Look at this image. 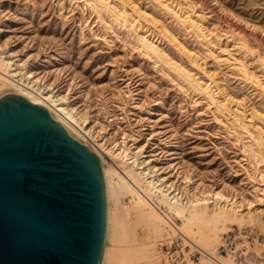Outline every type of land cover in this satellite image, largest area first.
Masks as SVG:
<instances>
[{
  "label": "bare ground",
  "instance_id": "bare-ground-1",
  "mask_svg": "<svg viewBox=\"0 0 264 264\" xmlns=\"http://www.w3.org/2000/svg\"><path fill=\"white\" fill-rule=\"evenodd\" d=\"M81 1L86 10L97 14V19L104 23L105 38L110 31L114 32L186 92L204 98L220 118L227 119L237 142L241 143L246 163L257 177L254 187L264 202V25L254 14L260 11L257 8L261 4L250 0L246 2V11L236 14L222 0H212L222 13L232 17V24L226 27L213 22L203 0H146L153 9L147 3L145 6L143 0ZM2 27L0 32L10 25ZM179 29L185 31L184 35L186 32L191 35L196 46L187 45ZM2 37L0 34V91L18 93L45 106L74 138L101 157L109 209L103 264H245L241 256L251 264L254 257L261 258L264 244L255 240L254 247L245 238L235 248L228 244L225 235L233 225H258L264 231L263 211L251 205L247 207L224 191L203 189L176 162L173 151L163 155L168 165L159 166L157 155H146V145L139 146L135 135L127 136L124 132L121 141L116 137L112 141H104L105 138L100 141L96 133L103 126L96 132V125H91L90 112L78 106L82 96L76 95L72 100L73 88L69 83L65 94L57 89L63 82L55 87V82L42 84L43 78L36 74L30 57L21 58L22 52L15 50L11 39L2 43ZM164 39L188 63L182 57L176 60L171 56L163 46ZM227 69L243 79V83L250 84L262 101L248 98L250 93L243 97L231 93L225 75L221 74ZM129 93L136 99L133 91ZM105 128L101 132H107ZM90 137L97 144H92ZM130 137L132 145L128 142ZM171 145L168 143L166 147ZM183 184H187L185 188ZM176 239L181 240L177 252L160 250L164 242L173 245ZM224 246L227 254L222 252ZM196 251L202 254L199 262L192 256ZM176 253L184 254L181 260L175 259ZM259 261L264 264L263 257Z\"/></svg>",
  "mask_w": 264,
  "mask_h": 264
},
{
  "label": "rangeland",
  "instance_id": "rangeland-1",
  "mask_svg": "<svg viewBox=\"0 0 264 264\" xmlns=\"http://www.w3.org/2000/svg\"><path fill=\"white\" fill-rule=\"evenodd\" d=\"M203 1L215 24L226 27L232 24V17L222 13L214 1ZM242 1L222 0L236 14L246 11V2L250 0ZM252 1L261 4L257 8L260 11L254 14L264 25V16H261L264 15V0H261L263 3ZM143 3L153 9L148 1L143 0ZM84 8L81 0H0V26L4 29L10 25L6 31L0 32L3 34L2 43L11 39L15 50L22 52L21 58L30 57L36 74L43 78L42 84L55 82V87L63 82L57 89L65 94L69 83L73 88L72 100L76 95L82 96L78 106L90 112L89 122L96 125V132L100 126L107 128V132L102 130L104 134L102 128L101 135L96 133L100 141L103 138L112 141L114 137L121 141L124 132L127 136L135 135L139 138V146L146 145V155H157L159 166L168 165L163 155L173 151L176 162H180L184 171L192 174L203 189L224 191L228 196H236L247 207L251 205L264 212V202L254 187L257 177L246 163L241 143L237 142L227 119L220 118L204 98L186 92L152 60L114 32L110 31L105 38L104 23L97 19V14ZM178 32L183 36L185 31ZM190 36L186 32L182 38L186 37L187 45L196 46ZM164 41L163 46L170 55L181 60V53ZM184 59L182 57L186 63L187 59ZM224 72L221 74L225 75L224 81L231 93H239V97L250 93L248 98L256 97L258 103L262 101L250 84L243 83V79L229 69ZM130 91L136 99L127 95ZM4 92L0 91V98L10 93ZM131 140L132 137L128 138L132 145ZM90 142L97 144L92 137ZM168 143L172 144L171 147H166ZM186 172L185 175H189ZM225 236L228 244L235 248L245 238L254 247L255 240L264 244V231L258 225H233ZM174 249L179 247L168 242L160 246L165 253L169 250L174 253ZM221 249L227 254L226 246ZM261 253V258L254 257L251 264L260 263L264 250ZM180 255H174L177 261L181 260ZM192 256L199 262L202 254L196 251ZM241 260L248 264L245 257L241 256Z\"/></svg>",
  "mask_w": 264,
  "mask_h": 264
},
{
  "label": "water",
  "instance_id": "water-1",
  "mask_svg": "<svg viewBox=\"0 0 264 264\" xmlns=\"http://www.w3.org/2000/svg\"><path fill=\"white\" fill-rule=\"evenodd\" d=\"M101 157L43 105L0 98V264H103Z\"/></svg>",
  "mask_w": 264,
  "mask_h": 264
},
{
  "label": "built area",
  "instance_id": "built-area-1",
  "mask_svg": "<svg viewBox=\"0 0 264 264\" xmlns=\"http://www.w3.org/2000/svg\"><path fill=\"white\" fill-rule=\"evenodd\" d=\"M174 244L177 245V247H179V249L181 248V247H180V246H181V240L176 239L175 242H174ZM172 248H173V247H172ZM179 249H178V250H179ZM178 250H175V249H174L175 252H177ZM175 252H174V253H175ZM167 253H173V252H172L171 250H169ZM181 256H184V254H183V255H180V257H181ZM162 264H171V263H165V262H163ZM172 264H179V263L175 262V263H172Z\"/></svg>",
  "mask_w": 264,
  "mask_h": 264
}]
</instances>
